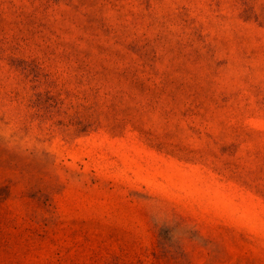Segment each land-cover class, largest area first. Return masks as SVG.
Wrapping results in <instances>:
<instances>
[{
  "label": "rangeland",
  "instance_id": "374dc122",
  "mask_svg": "<svg viewBox=\"0 0 264 264\" xmlns=\"http://www.w3.org/2000/svg\"><path fill=\"white\" fill-rule=\"evenodd\" d=\"M0 264H264V0H0Z\"/></svg>",
  "mask_w": 264,
  "mask_h": 264
}]
</instances>
